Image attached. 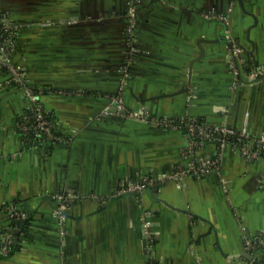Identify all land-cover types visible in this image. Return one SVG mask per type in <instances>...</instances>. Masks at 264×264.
<instances>
[{"label": "crops", "instance_id": "obj_1", "mask_svg": "<svg viewBox=\"0 0 264 264\" xmlns=\"http://www.w3.org/2000/svg\"><path fill=\"white\" fill-rule=\"evenodd\" d=\"M3 13L59 139L21 137L27 99L0 65V204L28 219L0 264H264L243 244L264 235V158L213 142L187 156L178 124L239 130L248 112L264 137V77H245L264 69V0H0ZM195 157L218 160L174 174ZM148 174L165 180L118 192ZM68 189L79 199L60 218L51 194ZM10 224L0 214V235Z\"/></svg>", "mask_w": 264, "mask_h": 264}, {"label": "built area", "instance_id": "obj_2", "mask_svg": "<svg viewBox=\"0 0 264 264\" xmlns=\"http://www.w3.org/2000/svg\"><path fill=\"white\" fill-rule=\"evenodd\" d=\"M136 0H131L133 3ZM135 7H129L130 22H133V11ZM17 32V25L8 14L0 15V65L6 69L5 82L20 89L27 99V111L18 122V130L23 139L34 143H43L59 139L55 130V119L47 110L40 97L43 89L33 86L26 72L13 61L14 38ZM235 75V83L241 84L243 78L242 69L235 63H231ZM251 80L264 77V69L245 74ZM132 114V113H129ZM128 114V115H129ZM140 118H144L141 116ZM249 113H245L244 125L235 130L226 122L211 125L199 119H181L178 124L185 128L187 138L184 153L191 156L207 142H213L220 148L228 146L235 148L248 159L264 158V137L255 136L250 132L248 125ZM218 158L207 159L195 157L190 161L187 168H181L174 173L177 177L193 174L197 177L206 175L215 164ZM165 179L155 175H144L136 184L120 187V193L138 191L158 187ZM51 197L56 201V212L60 218L65 216V211L79 199V194L74 190H62L54 192ZM0 214H4L11 222V228L0 235V257L10 253L15 238V230L18 229V221L26 218V213L15 203L8 202L0 204ZM247 249L260 248L264 252V235L260 234L251 238H246L243 242ZM152 244L149 242L148 247Z\"/></svg>", "mask_w": 264, "mask_h": 264}, {"label": "trees", "instance_id": "obj_3", "mask_svg": "<svg viewBox=\"0 0 264 264\" xmlns=\"http://www.w3.org/2000/svg\"><path fill=\"white\" fill-rule=\"evenodd\" d=\"M22 117H23V116H22ZM22 117H21V118H22ZM199 120H200V121H203L202 119H199ZM184 131H185V128H184ZM161 184H162V183H159L158 186H160ZM11 202L14 203L13 200H12ZM6 203H8V202H6ZM15 204H16V202H15ZM27 220H28V219H26V220L24 219L23 222H22V221H18V222H17V223H18V227H20L21 224H26V221H27ZM23 227H24V226H23ZM16 230H17V229H16ZM16 230H15V231H16ZM13 245H14V244H13Z\"/></svg>", "mask_w": 264, "mask_h": 264}, {"label": "rangeland", "instance_id": "obj_4", "mask_svg": "<svg viewBox=\"0 0 264 264\" xmlns=\"http://www.w3.org/2000/svg\"><path fill=\"white\" fill-rule=\"evenodd\" d=\"M129 17H130V16H129ZM136 17H137V10H136V8H134V11H133V19H134V21L136 20ZM134 21H133V22H134ZM128 114H129V113H128ZM128 116L130 117V116H134V115H133V113H132V114H129ZM140 117H141V116H140Z\"/></svg>", "mask_w": 264, "mask_h": 264}, {"label": "water", "instance_id": "obj_5", "mask_svg": "<svg viewBox=\"0 0 264 264\" xmlns=\"http://www.w3.org/2000/svg\"><path fill=\"white\" fill-rule=\"evenodd\" d=\"M220 39L226 41V42L230 45V47L233 46L232 42H231L229 39H227L226 37H223V36H222V37H220ZM65 213H67V212L65 211Z\"/></svg>", "mask_w": 264, "mask_h": 264}]
</instances>
